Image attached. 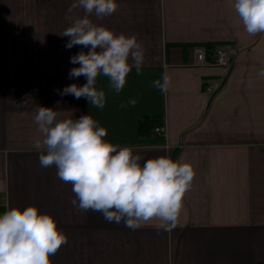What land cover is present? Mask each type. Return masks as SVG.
<instances>
[{"label":"crops","instance_id":"0c3cea01","mask_svg":"<svg viewBox=\"0 0 264 264\" xmlns=\"http://www.w3.org/2000/svg\"><path fill=\"white\" fill-rule=\"evenodd\" d=\"M72 2L0 0V214L35 205L52 215L68 237L52 264H264V33L245 32L234 0H117L113 15L90 19L136 35L145 60L119 94L107 77L97 78L106 96L99 109L57 91L87 82L69 71L79 67L70 57L89 49H67L69 37L61 36L84 15L67 14ZM207 44L226 50L231 65L200 63L195 47ZM164 72L172 76L167 93L153 87ZM130 99L135 106L120 107ZM38 105L61 120L91 115L107 129L106 140L144 160L190 163L195 176L176 227L151 221L133 231L100 212L78 211L72 185L39 164ZM144 120L154 127L141 131Z\"/></svg>","mask_w":264,"mask_h":264},{"label":"clouds","instance_id":"9594fccd","mask_svg":"<svg viewBox=\"0 0 264 264\" xmlns=\"http://www.w3.org/2000/svg\"><path fill=\"white\" fill-rule=\"evenodd\" d=\"M233 7L249 36L264 33V0H234ZM118 8L117 0H73L68 7L67 14L83 9L84 15L61 34L69 37L65 47L89 49L70 57V63L79 67L71 68L69 77L84 76L87 82L57 90L61 96L83 97L103 109L106 96L96 88L99 76L107 77L110 89L119 94L133 68L141 74L145 48L137 36L117 34L90 19L92 15L98 19L111 16ZM258 76L264 77V69ZM171 86L168 72L153 81V87L162 93ZM136 103L130 99L120 107ZM17 105L23 107L25 102ZM33 111L42 137L34 142L36 149H42L39 164L42 168L54 166L57 177L72 185L75 198L71 204L78 211L100 212L106 221L123 222L133 231L151 221H159L157 228L165 231L176 227L183 198L195 176L190 163L169 156L144 160L131 147L106 140L107 129L89 114L61 120L53 108L38 105ZM67 242L55 218L35 205L10 207L0 214V264H52L50 257Z\"/></svg>","mask_w":264,"mask_h":264},{"label":"built area","instance_id":"2783aa9c","mask_svg":"<svg viewBox=\"0 0 264 264\" xmlns=\"http://www.w3.org/2000/svg\"><path fill=\"white\" fill-rule=\"evenodd\" d=\"M195 50L197 52L198 60L202 64H207L211 62L213 64L221 66H230L232 62V56L222 48H215L210 52L211 59H208V51L205 46H196ZM156 132L159 134H164V126H157L155 128Z\"/></svg>","mask_w":264,"mask_h":264},{"label":"trees","instance_id":"16d2710c","mask_svg":"<svg viewBox=\"0 0 264 264\" xmlns=\"http://www.w3.org/2000/svg\"><path fill=\"white\" fill-rule=\"evenodd\" d=\"M206 48L208 52H211L214 49L212 44H207ZM154 124V120H144L140 121L139 127L140 130L143 131L148 130L150 127H154Z\"/></svg>","mask_w":264,"mask_h":264}]
</instances>
